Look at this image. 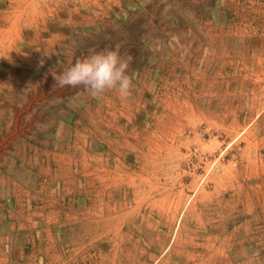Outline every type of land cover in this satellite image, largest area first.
I'll return each instance as SVG.
<instances>
[{
    "label": "rangeland",
    "instance_id": "rangeland-1",
    "mask_svg": "<svg viewBox=\"0 0 264 264\" xmlns=\"http://www.w3.org/2000/svg\"><path fill=\"white\" fill-rule=\"evenodd\" d=\"M109 48L131 57L130 95L113 90L93 98L55 84L52 74ZM169 96L179 101L176 113L169 112ZM143 111L138 124L127 118ZM199 113H219L224 125ZM57 125L63 139L56 140L74 142L83 164L81 191L111 187L107 177L98 183L100 162L128 178L141 173L150 185L154 177L157 185L166 177L192 180L193 195L212 191L225 176L233 178L230 191L244 195L264 177V0H0L1 244L12 185L26 195L39 189L45 134H58ZM127 134L140 147H107ZM123 156L126 168L118 163Z\"/></svg>",
    "mask_w": 264,
    "mask_h": 264
},
{
    "label": "crops",
    "instance_id": "crops-1",
    "mask_svg": "<svg viewBox=\"0 0 264 264\" xmlns=\"http://www.w3.org/2000/svg\"><path fill=\"white\" fill-rule=\"evenodd\" d=\"M168 98L169 112H178L179 101ZM144 112L127 118L138 124ZM204 114L211 125H224L219 113ZM59 118L64 119L63 114H57ZM234 124L238 127V121ZM57 127L58 134L53 128L45 134L49 143L41 149L39 161L45 170L38 172L39 189L27 196L12 185L13 206L5 213L7 237L0 243V264H264V177L253 181L244 195L238 187L230 191L233 178L225 176L218 177L212 191L193 195L188 193L192 180L166 177L157 185L154 177L150 185L141 173L128 178L127 171H117L115 165L109 170L95 161L98 183L107 177L105 185L111 189L81 191L87 179L83 164L78 167L74 142L58 143L63 128ZM155 127L151 139L158 134ZM129 133L135 134L134 128ZM128 136L107 140V147L143 143H131ZM141 139L147 141L148 135L142 133ZM118 163L127 167L124 156ZM4 179L0 176V183ZM21 198L29 203H21Z\"/></svg>",
    "mask_w": 264,
    "mask_h": 264
},
{
    "label": "clouds",
    "instance_id": "clouds-1",
    "mask_svg": "<svg viewBox=\"0 0 264 264\" xmlns=\"http://www.w3.org/2000/svg\"><path fill=\"white\" fill-rule=\"evenodd\" d=\"M130 63L131 57L122 56L119 48H109L77 59L64 71L52 75L61 88H83L93 98L114 90L125 98L132 89Z\"/></svg>",
    "mask_w": 264,
    "mask_h": 264
}]
</instances>
